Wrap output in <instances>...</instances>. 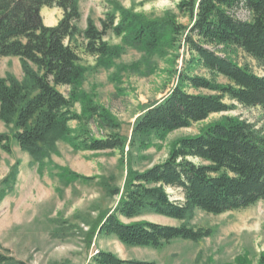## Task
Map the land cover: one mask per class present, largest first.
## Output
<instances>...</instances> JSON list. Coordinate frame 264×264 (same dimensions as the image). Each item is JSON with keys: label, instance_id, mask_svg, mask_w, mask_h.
<instances>
[{"label": "trees", "instance_id": "obj_1", "mask_svg": "<svg viewBox=\"0 0 264 264\" xmlns=\"http://www.w3.org/2000/svg\"><path fill=\"white\" fill-rule=\"evenodd\" d=\"M43 8L61 10L62 18L54 27L43 24ZM177 9L189 19L188 28L170 17L147 20L116 9L106 14L100 30L89 19L80 32L76 0H0V59L17 58L24 75L23 83L0 79V121L12 126L18 148L38 163L55 151L58 141L85 152L124 153L126 140L118 133L119 125L91 99L85 109L111 132L92 139L83 129L73 135L69 128L81 117L72 111L74 94L66 98L59 88L74 93L82 80L78 57L65 44L76 36L83 38L89 55L104 63L118 56V49L104 42L107 32L121 38L124 46L151 56L160 53L166 42L172 46L187 31L183 42L189 58L177 85L136 120L131 147L145 148L152 137L163 139L211 115L229 112L225 99L264 111V76L254 75L228 56V50L238 49L264 64V0H179ZM241 12L246 19L238 17ZM195 67L206 70L212 79L193 75ZM215 77L225 84H217ZM0 149L10 153L5 134H0ZM167 189L180 191L183 201H172ZM110 194L119 196V201L113 210L99 214L90 235L111 236L126 247L155 250L175 240L200 242L211 236V230L166 226L143 218L155 215L182 222L194 210L221 215L264 201V137L245 122L222 118L198 135L176 141L164 162L142 172L128 168L122 193L112 189ZM92 262L155 264L122 260L108 252H97ZM0 264L24 263L0 255ZM257 264H264V253Z\"/></svg>", "mask_w": 264, "mask_h": 264}, {"label": "rangeland", "instance_id": "obj_2", "mask_svg": "<svg viewBox=\"0 0 264 264\" xmlns=\"http://www.w3.org/2000/svg\"><path fill=\"white\" fill-rule=\"evenodd\" d=\"M80 12L78 29L83 32L90 19L98 30L106 14L124 9L147 20L172 18L183 28L190 26L182 16L179 0H76ZM43 24L54 27L62 18L58 8L41 10ZM246 19V14H238ZM182 32L174 44L166 42L160 53H147L124 46L119 37L107 32L104 42L118 49V56L99 62L85 51L81 36L65 41L78 57L83 70L78 88H59L66 98L74 94L72 111L80 122L69 124L73 135L86 131L92 139L106 137L111 130L85 108L87 100L105 110L119 125L118 133L126 140L123 154L118 151L85 152L71 144L58 141L55 151L42 162L34 161L15 143L12 126L0 121V134L9 137L10 153L0 149V255L12 257L24 264H94L97 252H108L122 260H137L155 264H257L264 253V201L249 208L209 215L194 210L186 221H176L155 215L143 218L161 225L211 230V236L193 243L175 240L161 249L132 248L120 244L114 237L90 235L89 230L99 214L113 210L122 193L127 169L142 172L164 162L176 141L198 135L207 125L222 118H235L251 125L264 137V111L244 108L225 99L231 106L227 113L214 114L207 120L166 135L163 139L150 138L145 148L130 146L131 132L136 120L150 106L166 98L177 85V77L189 53ZM221 50V48L219 49ZM224 53H222L223 55ZM237 65L246 67L254 75L264 76L261 64L238 49L228 50ZM191 73L212 79L209 73L193 68ZM13 78L24 82L17 58L0 59V79ZM217 84L225 80L215 77ZM190 93L208 94L204 91ZM77 176V177H76ZM172 201L182 202L178 190L167 189Z\"/></svg>", "mask_w": 264, "mask_h": 264}]
</instances>
